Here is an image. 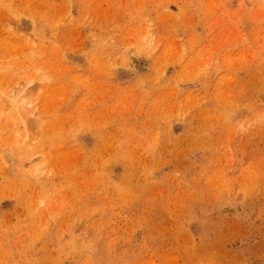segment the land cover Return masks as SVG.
I'll list each match as a JSON object with an SVG mask.
<instances>
[{
  "label": "rangeland",
  "instance_id": "1",
  "mask_svg": "<svg viewBox=\"0 0 264 264\" xmlns=\"http://www.w3.org/2000/svg\"><path fill=\"white\" fill-rule=\"evenodd\" d=\"M0 264H264V0H0Z\"/></svg>",
  "mask_w": 264,
  "mask_h": 264
},
{
  "label": "bare ground",
  "instance_id": "2",
  "mask_svg": "<svg viewBox=\"0 0 264 264\" xmlns=\"http://www.w3.org/2000/svg\"><path fill=\"white\" fill-rule=\"evenodd\" d=\"M24 40H25V39H24ZM6 41H7V42H4V45H5V47H6L5 50H7V47H9V48H10V49H9L10 51L7 50V51H9V52H13L12 50H15L14 48H15L16 45H17L16 47H20V48H21V46L23 45V43L25 44V42H24L23 40H21V39H20V41L17 42V44H16L14 41H11V39H9L10 42H13V44H12V43H11V44H12V47H14V48L11 50V48H12L11 45H9V46L6 45V44H10L9 41H8V40H6ZM15 41H16V40H15ZM21 41H22V42H21ZM25 41H26V40H25ZM19 42L22 43V45L19 44ZM5 43H6V44H5ZM14 44H16V45H14ZM19 45H20V46H19ZM25 46H26V44H25ZM25 46L22 47V48H25ZM20 48H19V49H20ZM22 48H21V50H23ZM17 50H18V49H17ZM15 51H16V50H15ZM16 52H17V51H16ZM2 53H3V52H2ZM16 55H17V54H16ZM18 55H19V54H18ZM40 71H41V70H40ZM42 72H44V71H42ZM45 78H46V77H45ZM45 80H46V79H45ZM43 84H44V83H43ZM44 87H45V86H44ZM38 89H39V88H38ZM42 90H43V89H42ZM42 94H44V93H42ZM45 94H46V92H45ZM26 101H27V100H26ZM26 101H25V102H26ZM30 104H32V103H30ZM23 108H24V107H23ZM27 109H28V108H27ZM25 110H26V108H25ZM20 116H21V115H20ZM19 118H20V117H19Z\"/></svg>",
  "mask_w": 264,
  "mask_h": 264
}]
</instances>
